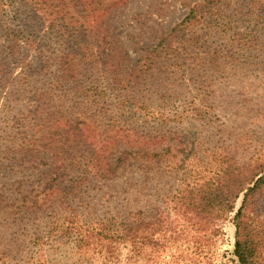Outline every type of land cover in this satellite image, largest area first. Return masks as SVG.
<instances>
[{
    "label": "trees",
    "instance_id": "1",
    "mask_svg": "<svg viewBox=\"0 0 264 264\" xmlns=\"http://www.w3.org/2000/svg\"><path fill=\"white\" fill-rule=\"evenodd\" d=\"M115 1L120 0H86L94 10H104ZM22 12H26L25 17ZM20 18L28 22L23 24ZM35 22L43 27L36 30ZM78 23L70 14L66 0H0V90L6 88L5 84L13 86L14 80L29 87L40 75L47 77L48 82L47 90L35 92L38 100L35 97L28 105L29 110L16 121L18 135L8 134L10 143L19 141L17 148L21 151L20 147L27 146L25 156H31L33 150L47 148L62 127L67 128V134L69 130L81 131V126L88 127L89 132L105 126L104 132H99V142L90 140L88 153L93 158L89 162L76 159L82 156L78 148L85 134L81 131L82 139L76 143L74 155H70L73 162L60 163L53 169L54 178L49 181L40 178L30 186L31 193L45 195L46 203L68 205L70 199L89 191L95 180L105 185L120 178L119 172L129 159L133 161L130 167L139 162L140 172L151 167L162 169L163 161L169 159L173 149L172 146L166 150L155 147L166 135L159 126L178 121L192 127L213 128L215 104L206 92L211 77L228 70L249 78H264V0H204L202 5L190 9L187 17L137 68L125 74L118 63L111 61L109 52L99 56L91 53V42L88 46L86 40L90 29L76 26ZM15 67L20 73L14 77ZM206 70L212 75L207 76ZM151 83L156 84L153 92L156 102L144 95ZM192 92L194 95L186 96ZM55 97L63 102L54 105ZM64 104L71 107L50 111L45 124L36 120L33 127L24 131V123L33 121L29 119L32 113L47 116L48 107L55 109L59 105L65 107ZM250 104L254 113L239 122L237 139L242 147L236 146L233 151L225 140L208 144L204 141L201 158H195L190 166H175L183 174L164 203L199 232L213 233L219 222L236 211L232 252L236 264H253L256 254L264 249V222L250 217L264 195V108L253 100ZM237 105L227 101L226 115L234 116L232 107ZM238 116L239 109L235 117ZM250 120L252 127L246 130ZM182 136L188 139L185 133ZM120 138L142 148L125 150L113 164L106 154ZM259 142L263 143L260 151L263 152L251 155L244 163L239 162L237 151L250 149ZM95 145H100V149H94ZM17 148H8L6 154L12 151L16 154ZM25 162L21 159L17 167H23ZM77 172L80 174L73 176ZM143 184L146 185L140 188ZM141 185L132 188L142 193L147 183L143 181ZM118 217L108 220V224L100 221L97 236L116 245L131 244L132 252L138 254L150 243L157 245L148 235L170 229V218L159 206L148 210L137 208L121 215V219ZM67 222L61 216L51 222L50 230L33 243L34 248L39 247L32 253L37 257H30L27 264H46L40 256L43 248L51 237L70 235ZM101 247L104 246L101 244ZM9 259V252L5 248L0 250V264H7Z\"/></svg>",
    "mask_w": 264,
    "mask_h": 264
},
{
    "label": "rangeland",
    "instance_id": "2",
    "mask_svg": "<svg viewBox=\"0 0 264 264\" xmlns=\"http://www.w3.org/2000/svg\"><path fill=\"white\" fill-rule=\"evenodd\" d=\"M66 2L70 14L79 21L76 26L90 29L86 40L88 46L91 42V53L99 56L102 53L107 55L109 52L110 57H108L115 64L118 63L125 74L137 68L140 61L187 17L190 9L197 4L202 5L204 0H120L104 10H94L86 0H66ZM22 14L25 17L26 12ZM20 19L23 24L28 22L26 19ZM34 27L40 30L43 25L35 22ZM46 27L47 25L44 26ZM206 72L207 76L212 75L211 71L206 70ZM220 72L215 77H211L207 82L209 87L206 89L208 99L212 98L210 102L215 104L213 128L192 127L185 124L186 122L178 121L159 126L161 132L166 135H163L162 140H158L155 147L166 150L172 146L173 149L169 159L163 161L162 169L151 167L140 172L139 162H134L137 165L130 167L133 161L129 159L119 172L120 175L122 174L120 178L105 185L95 180L94 184L90 185L89 191L79 194L75 199H70L69 204L65 206L60 202L46 203L45 195L31 193L30 186L40 178H44L45 181L54 178L53 169L59 167L60 163L66 165L73 162L74 159H71L70 155H74L75 145L82 139L79 136L81 131L85 134L78 148L82 156L78 155L76 159H81L84 163L89 162L93 158L88 153V148L92 144L90 140L99 142L101 139L99 132H104L105 126L94 132H89L88 127L81 126V131L69 130L67 134H65L67 128L62 127L47 148L40 147L39 150L31 152L33 155L25 156L28 147H20L22 149L20 151L17 148L19 141L14 145L11 144L8 134L18 135L16 121L21 114L29 110L28 105L34 102L35 97L38 100V95L34 97L35 92L47 90V77L38 76V80L29 87L18 80H14L13 86L5 84L6 88L0 90V250L5 248L9 252L11 259L7 264H27L30 257H37L32 253L39 247L34 248L33 243L36 238L47 233L52 227L51 222L60 216L64 221H68L66 227L69 228L70 235L50 238L49 244L40 254L46 264H236L232 257L236 211L227 220L219 222L215 227L216 231L211 233L195 230L178 216L170 205H164L168 201V195L173 193L172 186L177 187V181L183 174L182 170L180 173L176 171V165L194 164L195 158L203 156L204 141L208 144L210 141L217 143L219 140H225L228 142L226 146L230 144L231 149L236 151L237 147H242L237 139L239 122L251 112L254 113L250 101L253 100L255 104L260 102L264 108V78H249L238 71ZM19 73L20 69H15L14 77ZM90 74L89 72L87 80L90 79ZM155 89L156 84L151 83L150 89L144 93L147 99H152V102L157 101L156 95L153 94ZM192 95L193 92L186 96ZM47 100L46 98L44 101ZM60 101L63 102L61 98L55 97L54 105H58ZM227 101L238 104L232 107L234 116L226 115L224 105ZM61 105L55 109L48 107L47 116L45 113L43 115L37 113L35 116L32 113L29 119L33 118V121L24 123V131L33 127V122L36 120L38 122L41 120L45 124L50 111L51 113L57 110L65 111V108L71 107L70 104H64L65 107ZM239 105L241 107H238ZM35 106L31 108L34 109ZM238 109L240 116L235 117ZM83 111L82 108L81 112ZM112 111L115 109L113 108ZM251 127L250 120L246 130ZM262 127L264 131L263 123ZM183 133L188 136L187 140L182 136ZM189 139L190 141L187 142ZM229 139L231 140L227 141ZM194 140H197V143H194ZM115 142L117 145L106 154L107 160L113 164L125 150L142 148L123 138ZM188 143L194 144L191 146ZM143 144L144 148L147 147V144ZM262 145L263 143L259 142L252 144L250 149L242 148L237 151L239 162L244 163L251 155L262 153L263 151L260 152ZM95 146L96 150L101 147ZM14 147L18 150L16 154L15 151L6 154L8 148ZM64 150L68 151V154ZM21 159H25L26 162L23 167H17ZM76 174L80 173L77 172L73 176ZM143 181L147 183L144 192L139 193L132 188L134 185H141ZM144 185L146 184L141 185L140 188ZM7 204L9 206L6 207ZM157 206L167 212L170 229L163 231L160 229L159 232L153 233L154 236L152 233L148 235V239L153 240L157 245L150 243L144 247L142 253L132 252L131 244L116 245L109 240L103 241L97 236V226L100 221L108 224V220L118 216L121 219V215L129 211L134 212V209L148 210ZM250 217L264 222V195L259 199L258 206ZM13 233H16L15 236H11ZM253 264H264V249L256 254Z\"/></svg>",
    "mask_w": 264,
    "mask_h": 264
}]
</instances>
